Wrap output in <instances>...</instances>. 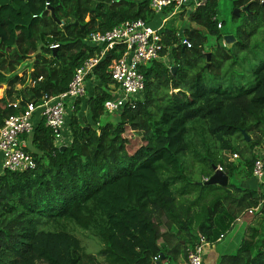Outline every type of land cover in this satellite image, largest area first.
Returning <instances> with one entry per match:
<instances>
[{"label": "trees", "instance_id": "1", "mask_svg": "<svg viewBox=\"0 0 264 264\" xmlns=\"http://www.w3.org/2000/svg\"><path fill=\"white\" fill-rule=\"evenodd\" d=\"M149 2L0 0V127L26 103L66 90L98 49L84 41L90 32L141 19L160 26V56L171 58L140 67L142 98L105 115L110 69L124 52L114 45L86 78V120L79 118L86 96L73 104L63 150L33 112L34 129L23 139L35 167L0 173V264H188L187 248L201 238L216 244L249 210L257 222L216 264H264L261 188L229 181L249 179L255 150L264 149V0H231L240 11L232 14L229 48L224 21L217 17L218 29L212 20L218 0L187 17L170 7L155 15ZM217 166L228 177L224 186L203 180ZM63 222L90 230L102 243L98 254L83 251Z\"/></svg>", "mask_w": 264, "mask_h": 264}, {"label": "built area", "instance_id": "2", "mask_svg": "<svg viewBox=\"0 0 264 264\" xmlns=\"http://www.w3.org/2000/svg\"><path fill=\"white\" fill-rule=\"evenodd\" d=\"M207 0H150L149 8L155 15L160 14L165 8L170 7L173 12L183 11L185 15L192 13L197 7L203 6ZM48 5V3H45ZM216 27L221 28V22L216 16L212 17ZM159 25H150L141 19L125 21L104 32H90L84 41L98 49L94 55L85 59L77 67L66 88L54 97H44L42 103L35 106L32 102L25 104V108L18 114H12L4 119L0 127V160L3 170L11 172L33 169L35 163L30 155L24 150L26 141L24 136L32 133L33 112L39 110L45 126L53 132V142L56 147L66 146L70 142V133L65 134V118L68 110L73 108L74 102L85 96L86 78L92 73L96 65L102 60L105 53L114 45H122L124 52L110 69V77L113 81L111 97L103 102V112L116 114L126 105H132L133 101L142 98L144 90V77L140 67L154 60L167 62L168 53L160 56L163 50L159 35ZM180 43L190 47L186 37L180 33ZM50 49L56 50L57 44H51ZM222 172V168L217 166ZM252 178L261 183L264 178V149L255 150V159L252 165ZM203 180H207L203 178ZM261 202H264V191ZM249 210L246 215H252ZM241 219L238 218L237 221ZM222 238V235L220 236ZM210 243L200 239L198 243L186 249L188 264H203V254ZM157 260L156 257L153 258Z\"/></svg>", "mask_w": 264, "mask_h": 264}, {"label": "rangeland", "instance_id": "3", "mask_svg": "<svg viewBox=\"0 0 264 264\" xmlns=\"http://www.w3.org/2000/svg\"><path fill=\"white\" fill-rule=\"evenodd\" d=\"M235 8L232 7V2L231 0H218V5H217V17L221 20L224 21L223 22V26L221 29V34H230L233 32L237 22L232 20V14ZM242 19L238 20V23L241 22ZM216 42V38L215 36H208L207 38V43L208 44H213ZM171 58L169 57V55L167 56V62L171 61ZM30 62L27 61V63ZM29 64V63H28ZM239 70V69H238ZM31 68L28 69L27 72H30ZM18 75L22 76V72H19ZM18 87L20 86L18 82H16ZM15 83V84H16ZM87 107L86 104L84 103L83 106H81V110L79 112V118L81 121L86 120L87 117V113H86ZM69 115L68 118L71 117L72 115V109L69 111ZM116 117L115 116H109L108 119L109 121L114 120ZM184 162H186L188 165H190V160L187 159H183ZM233 161V159H232ZM234 161H236V159H234ZM237 163V161L235 162ZM193 173L192 178L195 180L200 179V174L198 173V169L196 167H191L190 168ZM230 182H234L235 184L240 185V179L237 178L236 176H231L229 178ZM253 221L252 224L258 220V217H252ZM245 220V219H243ZM64 223V229L68 232H70L72 235H74L77 240L79 241L80 247L83 251L87 252V253H91V254H98V251L102 248V243L100 242V240L90 231V230H85L82 228H79L77 226H75L74 224H72L71 222H63ZM236 227H234V229L231 231L232 236L227 235L226 238H224L221 242L218 241L215 245V250L219 253V254H224V253H228V252H232L234 251V249L236 248V246L239 243V240L241 239V237L243 236V232L244 229L246 228V225H243V227L240 229V232L238 233V236L235 238L234 236V230ZM48 229H51V227H48ZM99 258L101 259V257L99 256Z\"/></svg>", "mask_w": 264, "mask_h": 264}, {"label": "crops", "instance_id": "4", "mask_svg": "<svg viewBox=\"0 0 264 264\" xmlns=\"http://www.w3.org/2000/svg\"><path fill=\"white\" fill-rule=\"evenodd\" d=\"M91 81H92V83H91ZM94 84H96V82H93L92 79L88 82V88H89L88 94L91 92V89L94 86ZM3 87L5 88V86H3ZM85 96H86V98L83 99L81 106H83L84 103L86 104V100H87L88 96L87 95H85ZM69 111L70 110H68V112L66 114V118H65V129L63 130V132H65V134L69 131V128H68V120H69L68 115L70 113ZM68 134H69V132H68ZM2 171H3V169L1 167V160H0V173ZM240 184L243 187H246V188L248 187L251 189H256L259 186L261 188V190L264 191V178L261 181V183L260 182L258 183L256 179L250 177L249 179L241 180ZM252 217H254V216L247 217L245 220H242V221L238 222L237 224H234L232 229L224 235L223 239L226 238L227 235L232 234L231 231L234 229V227H236V228L234 230V236L233 237L236 238L238 236V233L240 232V229L243 227V225H248V223L252 224V221H253ZM230 236H232V235H230ZM222 240H220V242ZM219 255L220 254L215 250V245L211 244L209 247H207L206 251L203 254V264H216V259Z\"/></svg>", "mask_w": 264, "mask_h": 264}, {"label": "water", "instance_id": "5", "mask_svg": "<svg viewBox=\"0 0 264 264\" xmlns=\"http://www.w3.org/2000/svg\"><path fill=\"white\" fill-rule=\"evenodd\" d=\"M239 11L240 9L238 8H235L234 9V14L238 15L239 14ZM51 14L53 16V10L51 9ZM222 40H223V44L226 48H229L232 46V44L236 41L235 37L233 34H224L223 37H222ZM55 50H53L54 52ZM206 59H207V62L208 60L210 59V54L207 53L206 55ZM206 66H208V64H206ZM175 69V67H174ZM173 69V70H174ZM245 139L246 141L249 140V137L247 135H245ZM65 148V146H60L59 149L60 150H63ZM215 170V168H214ZM206 183H209V184H219V185H226L228 183V177L223 174L222 172H219L217 170H215V172L208 178V180H206ZM161 258H163V256L161 255Z\"/></svg>", "mask_w": 264, "mask_h": 264}, {"label": "clouds", "instance_id": "6", "mask_svg": "<svg viewBox=\"0 0 264 264\" xmlns=\"http://www.w3.org/2000/svg\"><path fill=\"white\" fill-rule=\"evenodd\" d=\"M194 11H195V10H194ZM194 11H193V12H194ZM177 12H178V11H177ZM184 16L187 17V15H185V13H184ZM214 16L217 17V15H214ZM180 34H181V33H180ZM181 36H182V37H185V36H183V35H181ZM222 42H223V40H222ZM223 45H224V44H223ZM187 48H188V47H187ZM215 170H217V167L215 168ZM217 171H218V170H217ZM219 172H221V171H219ZM251 177H252V176H251ZM207 180H208V179H207ZM246 214H247V213H246ZM246 214H245V217H251V216L253 215V213H252V215H246ZM237 219H238V218H237ZM237 219H236V220H237ZM240 219H241L240 221H242V220L244 219V217H243V218H240ZM240 221H236L235 224H237V223L240 222ZM223 237H224V236H223ZM210 245H211V244H210ZM210 245H209V246H210Z\"/></svg>", "mask_w": 264, "mask_h": 264}]
</instances>
